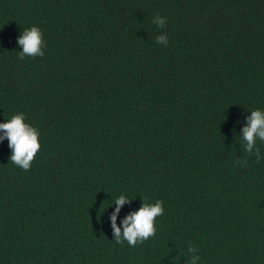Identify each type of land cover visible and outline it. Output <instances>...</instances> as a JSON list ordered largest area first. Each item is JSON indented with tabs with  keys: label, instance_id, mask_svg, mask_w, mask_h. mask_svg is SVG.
<instances>
[{
	"label": "trees",
	"instance_id": "1",
	"mask_svg": "<svg viewBox=\"0 0 264 264\" xmlns=\"http://www.w3.org/2000/svg\"><path fill=\"white\" fill-rule=\"evenodd\" d=\"M32 26L44 55L21 60ZM255 110L264 0H0V123L24 113L41 144L25 171L0 141V264H190V246L197 264H264ZM121 195L122 230L163 201L135 247L114 240Z\"/></svg>",
	"mask_w": 264,
	"mask_h": 264
},
{
	"label": "clouds",
	"instance_id": "2",
	"mask_svg": "<svg viewBox=\"0 0 264 264\" xmlns=\"http://www.w3.org/2000/svg\"><path fill=\"white\" fill-rule=\"evenodd\" d=\"M153 23L163 28L166 26V18L156 16ZM157 42L167 46L168 36L162 34L158 36ZM19 45L22 46L20 51V59L23 60L27 56L36 57L43 56V48L45 42L42 30L38 26H32L25 29L18 38ZM0 141L7 139L9 147L12 150L10 161L18 167L28 171L31 169L32 162L38 154L41 144L39 140V132L37 128L27 123L24 113H18L12 116L7 122L0 123ZM243 140L246 141V151L249 155L253 153L259 160L260 149L256 147L257 138L264 141V111H251L248 118V124L243 128ZM255 150V151H254ZM240 163V161H237ZM246 164L247 161H244ZM126 195H121L115 200V211L111 216L112 227L114 229V240L117 243L127 241L128 245L135 247L138 243L154 237L156 234V218L164 213L163 201H157L154 204L144 203L139 210L131 212L123 221V230L116 223L117 215L121 207L128 201ZM188 251L194 253L191 257L190 264H197L200 257L196 255L197 249L190 246Z\"/></svg>",
	"mask_w": 264,
	"mask_h": 264
}]
</instances>
